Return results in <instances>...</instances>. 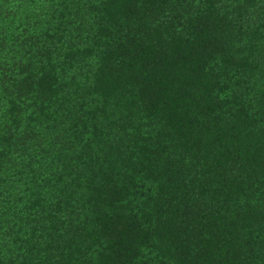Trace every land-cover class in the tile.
Segmentation results:
<instances>
[{
  "label": "trees",
  "instance_id": "obj_1",
  "mask_svg": "<svg viewBox=\"0 0 264 264\" xmlns=\"http://www.w3.org/2000/svg\"><path fill=\"white\" fill-rule=\"evenodd\" d=\"M0 264H264V0H0Z\"/></svg>",
  "mask_w": 264,
  "mask_h": 264
}]
</instances>
